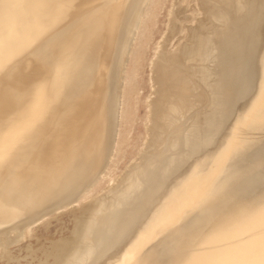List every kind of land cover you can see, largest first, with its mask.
<instances>
[{
	"label": "bare ground",
	"instance_id": "1",
	"mask_svg": "<svg viewBox=\"0 0 264 264\" xmlns=\"http://www.w3.org/2000/svg\"><path fill=\"white\" fill-rule=\"evenodd\" d=\"M171 1L147 62L145 136L91 193L149 0H0L6 261L68 210L70 234L33 264H264V0Z\"/></svg>",
	"mask_w": 264,
	"mask_h": 264
},
{
	"label": "rangeland",
	"instance_id": "2",
	"mask_svg": "<svg viewBox=\"0 0 264 264\" xmlns=\"http://www.w3.org/2000/svg\"><path fill=\"white\" fill-rule=\"evenodd\" d=\"M171 4V0H149L145 8L142 25L136 36L133 46L134 49L130 54L129 63L124 74L123 86L125 96L121 110L122 118L115 152L106 170V175L100 179V182L91 193L99 190L108 181L109 177L114 176L124 166L134 155L145 136L143 129L146 118L145 100L150 90L147 62L154 53L157 41L161 39L166 30L165 28H167V21L169 20L168 10L171 8ZM77 213L78 210L75 211V214ZM73 223L74 215L69 213L68 210H64L63 213L56 212L53 214L52 212L48 217L37 221V225L34 224L33 228L25 234L28 240L24 236L22 242L20 240V242H14L9 245V248L13 250H11L12 253L15 255L18 254L17 256L20 262L17 261L18 259L12 258L10 259L12 261L7 260L8 264H24L25 262L28 263L29 260H31L29 261L31 262L30 264H33V262L36 263L38 257H42V248H49L53 240L60 236L70 234ZM29 242L34 248V252L32 253L35 254L24 257L23 255L26 253L24 246ZM19 245L23 248H20ZM17 246L19 247L17 248ZM20 250L21 254L20 252L16 253V251ZM0 258V264H7L4 257Z\"/></svg>",
	"mask_w": 264,
	"mask_h": 264
}]
</instances>
